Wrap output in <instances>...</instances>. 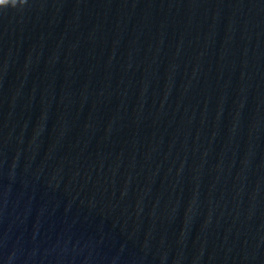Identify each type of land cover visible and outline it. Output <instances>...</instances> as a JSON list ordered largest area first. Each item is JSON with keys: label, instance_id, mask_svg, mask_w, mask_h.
Segmentation results:
<instances>
[{"label": "water", "instance_id": "water-1", "mask_svg": "<svg viewBox=\"0 0 264 264\" xmlns=\"http://www.w3.org/2000/svg\"><path fill=\"white\" fill-rule=\"evenodd\" d=\"M0 264H264V0L0 9Z\"/></svg>", "mask_w": 264, "mask_h": 264}, {"label": "clouds", "instance_id": "clouds-1", "mask_svg": "<svg viewBox=\"0 0 264 264\" xmlns=\"http://www.w3.org/2000/svg\"><path fill=\"white\" fill-rule=\"evenodd\" d=\"M27 3V0H0V9L17 8Z\"/></svg>", "mask_w": 264, "mask_h": 264}]
</instances>
